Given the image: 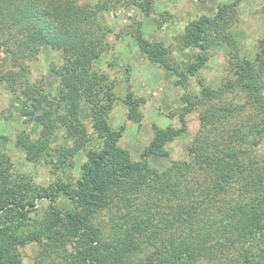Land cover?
Returning a JSON list of instances; mask_svg holds the SVG:
<instances>
[{
  "label": "trees",
  "instance_id": "trees-1",
  "mask_svg": "<svg viewBox=\"0 0 264 264\" xmlns=\"http://www.w3.org/2000/svg\"><path fill=\"white\" fill-rule=\"evenodd\" d=\"M156 1L0 0V85L38 131L36 138L19 132L15 146L55 177L41 185L17 171L0 133V264H24L28 245L36 247L33 264H264V38L248 57L237 30L239 5L249 0L187 24L182 61L129 18L121 35L180 88L208 67L213 50H223L225 61L217 84L199 79L197 92L181 96L179 128L152 126L139 160L118 146L125 126L108 123L117 103L139 123L144 101L132 92L129 67L120 65L127 84L121 96L114 78L95 67L115 31L105 15L126 6L148 14ZM42 47L61 53L51 68L57 95L42 80L30 81L23 65ZM194 111L199 127L188 158L162 171L150 166L149 158L169 156L166 147ZM41 201L48 206L38 212Z\"/></svg>",
  "mask_w": 264,
  "mask_h": 264
},
{
  "label": "rangeland",
  "instance_id": "rangeland-1",
  "mask_svg": "<svg viewBox=\"0 0 264 264\" xmlns=\"http://www.w3.org/2000/svg\"><path fill=\"white\" fill-rule=\"evenodd\" d=\"M95 1V0H90ZM233 0H215L200 2L197 0H158L153 10L143 14L137 7H120L114 14H106V23L111 24L115 29L109 36L111 50L95 62L98 71L106 73L114 78L117 83L118 95H123L127 84L124 82L125 74H122L120 65L130 68L129 84L132 92L137 98L144 102L139 106L142 120L139 123L128 121L125 117L126 109L122 103L114 106L109 118V125L112 129H118L124 125L125 130L118 146L129 152L132 160H139L140 153L148 145L153 137L152 126L161 129L167 126L179 128L181 126L178 113L181 108V96L189 91L195 93L199 90L197 80L204 79L206 83L217 84L222 73L225 61L223 50L211 52L208 67L201 70L199 74L190 78V85L187 90L174 85V78L167 77L162 70L152 65L140 53L138 46L130 36L120 33L128 24L129 18L135 17L142 22L143 36L150 41H158L171 49L172 56L177 61L183 60V51L179 49V39L184 35L187 24L211 17L218 6L229 3ZM170 17V18H169ZM240 24L237 30L241 32V42L244 43V54L248 57L255 52V45L258 40L264 38V0H249L239 5ZM161 21L163 23H161ZM160 25V27H158ZM188 54V53H186ZM61 61V53L50 47H42L38 56L25 61L30 81L42 80L47 92L53 95L58 93V79L51 71V68ZM121 70V71H120ZM17 108L19 105L12 100L11 94L0 85V133L9 138L7 146L8 153L17 171L31 176L37 184L47 185L55 179L49 174L48 167L43 164H30L25 161L24 153L16 148L15 141L19 132L34 133L32 122L24 123L25 117H21ZM80 116L83 122L89 119L88 110L85 105L81 106ZM198 112L194 111L185 118L186 131L175 141L166 147L168 157H151L148 159L150 166L159 171L164 170L173 160H184L188 158L187 147L195 136L198 127ZM36 130L31 134L36 138ZM83 154L76 157L79 164ZM62 198L55 201L59 205ZM48 206L47 202L41 201L38 204V212H42ZM35 245H28L21 249L24 264H33Z\"/></svg>",
  "mask_w": 264,
  "mask_h": 264
}]
</instances>
